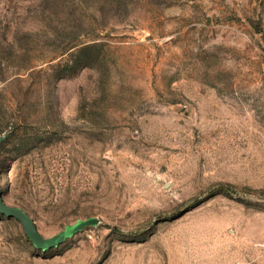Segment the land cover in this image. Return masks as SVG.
<instances>
[{"label": "rangeland", "instance_id": "rangeland-1", "mask_svg": "<svg viewBox=\"0 0 264 264\" xmlns=\"http://www.w3.org/2000/svg\"><path fill=\"white\" fill-rule=\"evenodd\" d=\"M0 264H264V0H0Z\"/></svg>", "mask_w": 264, "mask_h": 264}, {"label": "water", "instance_id": "water-1", "mask_svg": "<svg viewBox=\"0 0 264 264\" xmlns=\"http://www.w3.org/2000/svg\"><path fill=\"white\" fill-rule=\"evenodd\" d=\"M0 213L6 215L7 217H14L18 219L31 242L37 247L46 249L51 246L58 244L66 236L74 233L75 231L81 229L84 225L96 222V219L89 217L86 219H80L73 224H68L63 230L54 234L51 237H43L36 229L31 217L20 207L11 206L3 202L1 198L0 190Z\"/></svg>", "mask_w": 264, "mask_h": 264}]
</instances>
